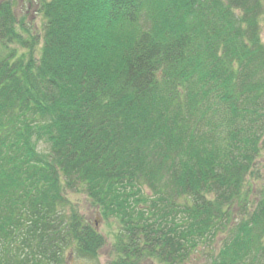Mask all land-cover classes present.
I'll return each mask as SVG.
<instances>
[{
  "label": "trees",
  "instance_id": "16d2710c",
  "mask_svg": "<svg viewBox=\"0 0 264 264\" xmlns=\"http://www.w3.org/2000/svg\"><path fill=\"white\" fill-rule=\"evenodd\" d=\"M39 11L42 42L0 1V264L97 257L106 239L67 190L118 226L108 264H189L221 233L202 264H264V185L253 206L245 195L264 136V0Z\"/></svg>",
  "mask_w": 264,
  "mask_h": 264
},
{
  "label": "rangeland",
  "instance_id": "374dc122",
  "mask_svg": "<svg viewBox=\"0 0 264 264\" xmlns=\"http://www.w3.org/2000/svg\"><path fill=\"white\" fill-rule=\"evenodd\" d=\"M1 1V0H0ZM41 0H13L15 5V12L19 20L20 25L25 31H29L31 35L39 38L42 42L44 34V21L41 12L39 11ZM25 35H29L26 33ZM262 40L264 42V15L262 22ZM40 44L36 46V49L40 48ZM262 150L256 159V164L253 171L248 176V182L245 188V195L251 199L249 205L253 206L256 201V196L259 195L258 190L264 185V136L262 138ZM47 145L41 143L39 146L40 151H47ZM66 196L70 200L72 206H74L81 215L87 219L89 223L97 227L98 231L105 237L106 245L99 251L97 257L86 258L80 256L77 252L69 253L67 255L68 264H108L116 254L114 252V243L118 226L113 220L102 219L98 211L92 205L90 199L83 193L77 191H66ZM237 208H239L237 206ZM238 211V210H237ZM224 234L221 233L210 246L206 248V258L194 257L189 264H202L207 258L216 256L220 250L222 239ZM143 264H158L153 260H149Z\"/></svg>",
  "mask_w": 264,
  "mask_h": 264
}]
</instances>
